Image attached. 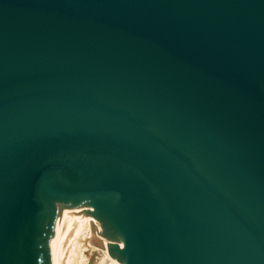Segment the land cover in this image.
Here are the masks:
<instances>
[{
    "label": "water",
    "instance_id": "95a60500",
    "mask_svg": "<svg viewBox=\"0 0 264 264\" xmlns=\"http://www.w3.org/2000/svg\"><path fill=\"white\" fill-rule=\"evenodd\" d=\"M89 207L113 263L264 264V0H0V264Z\"/></svg>",
    "mask_w": 264,
    "mask_h": 264
},
{
    "label": "bare ground",
    "instance_id": "6f19581e",
    "mask_svg": "<svg viewBox=\"0 0 264 264\" xmlns=\"http://www.w3.org/2000/svg\"><path fill=\"white\" fill-rule=\"evenodd\" d=\"M93 214H97V211L94 207L83 209L69 235L67 236L61 256L56 261V264L88 263L89 257L85 254V250H90L88 249V245L92 231L91 215ZM105 254L108 258L110 257L107 252H105ZM112 264L128 263H113L112 261Z\"/></svg>",
    "mask_w": 264,
    "mask_h": 264
},
{
    "label": "rangeland",
    "instance_id": "374dc122",
    "mask_svg": "<svg viewBox=\"0 0 264 264\" xmlns=\"http://www.w3.org/2000/svg\"><path fill=\"white\" fill-rule=\"evenodd\" d=\"M85 254L89 257L87 264H112L110 257L108 258L105 252L96 250H85Z\"/></svg>",
    "mask_w": 264,
    "mask_h": 264
}]
</instances>
